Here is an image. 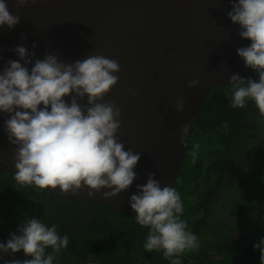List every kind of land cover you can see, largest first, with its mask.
<instances>
[{
	"label": "clouds",
	"instance_id": "1",
	"mask_svg": "<svg viewBox=\"0 0 264 264\" xmlns=\"http://www.w3.org/2000/svg\"><path fill=\"white\" fill-rule=\"evenodd\" d=\"M35 2L17 0V6ZM230 4L228 19L239 26V36L251 42L237 48V54L258 74V79L237 74L230 77V105L242 109L251 102L264 117V0H230ZM19 22L20 17L10 13L6 0H0V28L11 30ZM13 51L18 60L9 59L0 69V114H6L3 131L16 148L15 180L61 193L75 194L87 187L90 197L93 190L110 189L104 192L105 198L128 190L136 179L134 169L141 153L126 150L117 139L121 109L114 102H98L117 84L119 63L96 55L64 63L52 53L33 62L35 52L30 54L25 46L18 45ZM199 83L195 78L188 87ZM129 92L136 95L132 89ZM85 97L87 104L81 106ZM183 107L182 100L178 101L176 112ZM189 130L187 124L180 129V144H185ZM199 147L193 145V162ZM154 175L150 173L146 183L136 185L129 205L136 224L148 229L144 250L161 252L170 264H180L179 257L198 249L199 241L181 219L184 203L179 192L175 187L162 186ZM18 233H10L6 242H0V260L4 254L22 250L31 257L22 264H53L54 257L46 250L58 253L69 244L68 236H61L56 225L49 226L36 217L25 219ZM253 247L259 249L264 264V237Z\"/></svg>",
	"mask_w": 264,
	"mask_h": 264
},
{
	"label": "water",
	"instance_id": "2",
	"mask_svg": "<svg viewBox=\"0 0 264 264\" xmlns=\"http://www.w3.org/2000/svg\"><path fill=\"white\" fill-rule=\"evenodd\" d=\"M6 2L20 22L11 30L0 28V69L9 59L18 60L13 51L18 45L35 52L33 62L50 53L64 63L92 55L116 60L119 80L98 102L121 109L117 139L126 150L141 153L136 179L125 192L105 198L110 189L93 190L92 197L87 187L75 194L46 189L49 199L133 212L129 197L150 173L162 186L173 185L210 89L248 70L236 50L251 42L228 19L230 0H36L24 7L17 0ZM195 78L199 85L188 87ZM180 100L184 107L176 112ZM80 104L86 105L87 97ZM6 118L0 114V173L14 176L16 148L3 131ZM185 124L190 130L182 145L178 137Z\"/></svg>",
	"mask_w": 264,
	"mask_h": 264
},
{
	"label": "trees",
	"instance_id": "3",
	"mask_svg": "<svg viewBox=\"0 0 264 264\" xmlns=\"http://www.w3.org/2000/svg\"><path fill=\"white\" fill-rule=\"evenodd\" d=\"M252 69L241 76L255 78ZM231 85L210 89L197 114L183 162L172 187L184 203L181 219L199 241L180 264H261L253 245L264 237V117L249 102L230 105ZM199 144L192 161L193 145ZM135 214L82 201L49 199L46 189L20 184L0 173V242L17 232L25 219L56 225L69 244L47 249L53 264H170L161 252L143 248L148 229ZM262 216V217H261ZM7 261L30 256L4 254Z\"/></svg>",
	"mask_w": 264,
	"mask_h": 264
},
{
	"label": "flooded vegetation",
	"instance_id": "4",
	"mask_svg": "<svg viewBox=\"0 0 264 264\" xmlns=\"http://www.w3.org/2000/svg\"><path fill=\"white\" fill-rule=\"evenodd\" d=\"M248 70H250V68H248ZM255 78H258V75H255ZM4 261H7L6 258H3V260H0V264H4ZM11 262V261H9Z\"/></svg>",
	"mask_w": 264,
	"mask_h": 264
},
{
	"label": "rangeland",
	"instance_id": "5",
	"mask_svg": "<svg viewBox=\"0 0 264 264\" xmlns=\"http://www.w3.org/2000/svg\"><path fill=\"white\" fill-rule=\"evenodd\" d=\"M262 217V216H261Z\"/></svg>",
	"mask_w": 264,
	"mask_h": 264
}]
</instances>
